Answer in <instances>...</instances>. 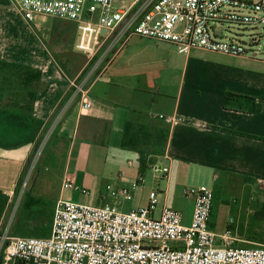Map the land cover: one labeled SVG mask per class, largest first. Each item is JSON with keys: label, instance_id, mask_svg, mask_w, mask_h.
<instances>
[{"label": "crops", "instance_id": "crops-1", "mask_svg": "<svg viewBox=\"0 0 264 264\" xmlns=\"http://www.w3.org/2000/svg\"><path fill=\"white\" fill-rule=\"evenodd\" d=\"M35 17L27 23L11 0H0V60L41 71L31 115L14 109L0 112V191L9 202L19 193L26 166L49 132L37 163L39 170L19 209L27 194L49 203L51 218L58 200L90 207L110 204L121 212L148 207L152 187L147 186L145 176L148 167L157 171L141 166L135 152L121 148L125 123L148 115L175 119L170 123L165 154L156 161L165 170L164 185L157 189L156 214L164 205L184 207L185 200L194 208L196 188L188 189L190 195L182 188L188 179L208 177L213 190L217 185L240 187L244 194L254 186L263 187L264 60L201 49L177 50L185 54L187 73L174 83L170 76L132 70L130 57L135 48L146 43L159 49L157 42L162 44L132 36L87 83L85 94L91 108L84 110L80 95L73 99V84L82 80L93 62L77 49L78 23L58 16ZM157 65L168 69L175 62ZM108 72L111 75L105 80ZM226 93L257 98L260 110H225ZM139 177L141 185L132 189ZM66 179L87 194L64 189ZM122 189L128 190L131 200L111 196V191ZM32 217L33 225L46 224ZM191 219L192 213L188 220L183 216V224L190 225ZM235 230L238 243L248 244L245 235Z\"/></svg>", "mask_w": 264, "mask_h": 264}, {"label": "built area", "instance_id": "built-area-1", "mask_svg": "<svg viewBox=\"0 0 264 264\" xmlns=\"http://www.w3.org/2000/svg\"><path fill=\"white\" fill-rule=\"evenodd\" d=\"M15 10L27 23L36 15L58 16L79 25L77 49L93 65L80 82L74 83V97L80 95L82 108H91L85 94L87 83L101 64L137 36L177 46L180 51L201 49L232 57H248L247 47L237 35L222 39L221 29L239 26L264 29V0L241 3L231 0H11ZM98 12L96 21L91 14ZM106 33L99 40L100 32ZM250 44H256L254 35ZM251 49V48H250ZM251 54L255 51L251 50ZM61 114L54 121L57 125ZM159 118L170 124L175 119ZM47 138L36 148L34 168L42 156ZM155 171L165 177L157 165ZM139 177L132 183L138 189ZM26 183L12 201H8L0 231V264H264V244L246 247L227 227L221 234L210 229L213 209L212 187L200 186L194 191V208L190 225L182 215L167 206L156 214L158 193H149L148 207L121 212L115 206L90 207L58 200L53 207L51 233L47 237H14L11 226L23 199ZM264 187V182H262ZM64 189L87 194L66 179ZM110 188L107 187V190ZM131 200L128 190L118 193ZM185 195L191 192L185 190Z\"/></svg>", "mask_w": 264, "mask_h": 264}, {"label": "rangeland", "instance_id": "rangeland-1", "mask_svg": "<svg viewBox=\"0 0 264 264\" xmlns=\"http://www.w3.org/2000/svg\"><path fill=\"white\" fill-rule=\"evenodd\" d=\"M231 1H239L241 3L257 2V0H231ZM97 16H98V12L95 10L91 14V20L96 21ZM34 20L35 22H39V17H35ZM236 35L238 37L237 40L242 44H244L247 47V49H249L250 51L251 50L255 51L253 54H251V52L248 51L249 58L264 60V29L261 26L257 28H249V27L225 25L221 29V37L223 40L231 39ZM252 35H254L256 44H250L249 42V37ZM145 41H150V40H145ZM154 41L156 40H153V42ZM159 43H162V44H158L157 42L156 45L159 46V49H156L155 45L153 44H146V43L143 46L135 48L133 50L134 55L130 57L132 59V65H133L132 70L153 73L155 74V76H159V77L165 75L170 76L172 81L174 83H177L179 82L181 76L187 73L183 67L185 54H179L178 53L179 48L177 46H174L172 44H165L164 42H159ZM172 47H175L176 50L173 49ZM195 57H200V56H195ZM168 60H170V62L172 61L175 62V66L174 67L172 66L167 69L163 65H157L160 64L161 62H167ZM105 63L106 62L104 61L101 64V66L97 70V74ZM111 73L109 74L108 72L105 75L104 79L109 80ZM48 136H49V132L46 134L45 137L47 138ZM33 165L34 162H32V160L29 161L25 169V176L22 178L20 182L19 188L21 187V185H23V183L27 184L25 192L29 191L33 181L35 180L36 174L39 170V166H37L38 164L34 168H32ZM147 171L148 172L145 176L146 179L145 182L148 187L151 186L152 190H155L158 193L157 189L161 190V188L164 185V180L160 174L152 171L151 168L148 167ZM203 185L207 187H212V183L208 177L188 179V181L182 184L183 186L182 188H186L187 190L195 189V188L197 189L198 187ZM182 188L180 187L179 189L182 191L183 190ZM232 188L223 189L221 185H217L215 187V200L213 206L214 212L209 222L210 229L216 234H219L227 227L233 228V230L237 228L238 233H240L241 235H245L244 238L246 237L249 240V243L242 244L237 242L235 243L236 246L252 247V246L264 244V187L254 186L251 189V192H246L245 194L243 193L242 190H240V187L236 189H234L235 187ZM182 198L183 197L180 198L179 202H182ZM185 203L186 204L184 207H180L178 209L172 208L169 205L167 207L178 211L182 215V217L184 216L185 219L188 220V217L192 213L193 209H192V205L188 204V200H185ZM21 209L17 211L16 217L20 214ZM34 215H36L37 220L39 222L48 223V214L45 213V211L38 209L35 211ZM6 220L7 219L2 221L0 231L5 227Z\"/></svg>", "mask_w": 264, "mask_h": 264}, {"label": "trees", "instance_id": "trees-1", "mask_svg": "<svg viewBox=\"0 0 264 264\" xmlns=\"http://www.w3.org/2000/svg\"><path fill=\"white\" fill-rule=\"evenodd\" d=\"M41 79V71L0 60V112L15 110L24 115H31L37 97V86ZM225 110L257 113L260 105L257 98L226 93L223 101ZM170 124L163 119L148 115L147 118L125 123L121 148L133 151L143 167L156 165L158 158L165 154ZM215 188L213 190V206ZM8 205V197L0 191V227ZM50 204L42 199L26 195L18 219L11 227L14 237H47L51 233L52 218ZM34 207H40L48 214V223L44 226L32 224ZM214 207L211 212L213 216ZM14 264H27L17 260Z\"/></svg>", "mask_w": 264, "mask_h": 264}, {"label": "water", "instance_id": "water-1", "mask_svg": "<svg viewBox=\"0 0 264 264\" xmlns=\"http://www.w3.org/2000/svg\"><path fill=\"white\" fill-rule=\"evenodd\" d=\"M106 31L105 30H102L100 32V37H99V40H101L103 38V36L105 35ZM142 171H143V167H142Z\"/></svg>", "mask_w": 264, "mask_h": 264}]
</instances>
